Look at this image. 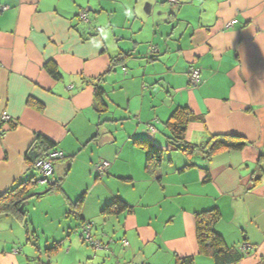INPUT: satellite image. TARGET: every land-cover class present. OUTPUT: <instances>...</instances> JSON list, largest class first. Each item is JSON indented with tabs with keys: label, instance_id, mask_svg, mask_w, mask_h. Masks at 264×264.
<instances>
[{
	"label": "crops",
	"instance_id": "1",
	"mask_svg": "<svg viewBox=\"0 0 264 264\" xmlns=\"http://www.w3.org/2000/svg\"><path fill=\"white\" fill-rule=\"evenodd\" d=\"M2 6L0 112L16 125L0 134V194L35 177L25 154L37 135L63 156L53 161L58 215L39 225L28 209L22 221L0 213V264H215L199 253L195 227V214L213 207L224 249L251 246L229 264H264V0H0ZM80 9L93 13L92 22L77 16ZM120 53L128 56L106 72ZM48 61L60 77L49 74ZM191 67L200 71L196 86ZM104 72L106 108L98 112L91 80ZM180 106L190 111L187 141L236 134L246 145L209 158L176 149L165 122ZM134 139L160 148L154 172L145 170V150ZM101 161L109 162L105 176L96 171ZM116 198L129 208L103 213ZM55 221L47 235L44 227ZM83 222L106 249L82 238L92 249L80 246L73 233Z\"/></svg>",
	"mask_w": 264,
	"mask_h": 264
},
{
	"label": "trees",
	"instance_id": "2",
	"mask_svg": "<svg viewBox=\"0 0 264 264\" xmlns=\"http://www.w3.org/2000/svg\"><path fill=\"white\" fill-rule=\"evenodd\" d=\"M176 4V3H173ZM155 55V54H154ZM128 54L120 53L111 57L109 67L106 72L115 70L121 65ZM153 56H151L152 58ZM45 68L54 78L60 77V72L56 69L53 62L45 63ZM105 72L91 80L93 85V107L96 111L102 112L106 108L104 99L103 78ZM190 118V111L187 107H177L165 122V126L169 131V139L171 144L190 155L195 151H202L206 157H211L222 149H241L246 145V140L236 134H211L203 144H195L185 139L186 124ZM13 128L16 123L11 120L0 124V134L5 131V127ZM135 143H139L145 150V165L144 168L148 173L154 172L159 166L161 160V150L156 144L148 139H134ZM54 149V143L48 138L37 135L35 144L32 145L25 154V158L31 168H34V162ZM35 170V169H34ZM37 176V172H36ZM28 178L12 185L7 191L0 194V213H12L20 221L25 220L26 211L21 208L22 202L27 199L26 196L31 193L30 188L36 183L35 178ZM48 187V186H47ZM59 180L53 179L51 190H60ZM41 197V196H35ZM79 202V201H78ZM77 203V202H76ZM127 203L119 198H116L105 205L103 213H119L127 210ZM220 218L219 209L217 207L209 208L197 212L195 214L196 239L200 254L211 256L215 264H229L244 257L238 249H224V240L222 235L215 229V224ZM123 240V239H122ZM58 243H53L48 249H56ZM121 244V241H120ZM122 245V244H121ZM192 258L182 259V264H191Z\"/></svg>",
	"mask_w": 264,
	"mask_h": 264
},
{
	"label": "built area",
	"instance_id": "3",
	"mask_svg": "<svg viewBox=\"0 0 264 264\" xmlns=\"http://www.w3.org/2000/svg\"><path fill=\"white\" fill-rule=\"evenodd\" d=\"M179 0H168L169 3H178ZM6 6L0 7V10L5 9ZM82 21H88L87 18V9H80L77 15ZM233 22L226 23L225 27H231ZM152 51L156 52V49L152 47ZM188 78L189 83L192 86H196L200 79V71L198 68L191 67L188 70ZM12 120V117L6 112H0V124L9 122ZM149 129L151 132L155 131L154 126L149 125ZM63 156L61 151L56 149L50 150L45 157L38 158L34 162V169L37 172V176L35 178L36 183L41 185L50 186L53 183V161L59 159ZM109 167L108 161H101L96 165V171L99 176L105 175L107 172V168ZM80 237L83 241L91 245L94 249H106L107 245L103 243L101 240L95 238L91 234V223L83 222L79 225ZM121 244L123 247L127 246V241L125 239L121 240ZM251 246L247 243L241 245L238 250L244 256L248 254Z\"/></svg>",
	"mask_w": 264,
	"mask_h": 264
},
{
	"label": "rangeland",
	"instance_id": "4",
	"mask_svg": "<svg viewBox=\"0 0 264 264\" xmlns=\"http://www.w3.org/2000/svg\"><path fill=\"white\" fill-rule=\"evenodd\" d=\"M89 15L88 19L90 18L91 22H92V18H93V13L92 12H88L87 13ZM103 20V19H102ZM104 25L106 24V21L104 19ZM35 176H36V173H34ZM96 175V173L94 174ZM93 175V177H94ZM105 176V175H104ZM114 181V180H113ZM72 183V182H71ZM114 185H117L119 186L120 188L121 187V182H113ZM31 188L33 190H36L37 192L38 191H43L44 189L47 188L46 185H41L39 183H35L31 186ZM120 195L124 194V191L121 190ZM47 195V196H46ZM55 195H58L57 192L55 191H51V192H47V194H44V197L42 198H35V197H31V198H28L27 200L25 199L22 204H21V208L22 209H28L31 213V216H33L35 218V221L39 224V225H43L46 220L48 218H52V217H55L56 215H58L59 213V206L57 204V201H56V197ZM40 200V202H39ZM51 207V208H50ZM37 208L36 211H34L35 209ZM44 211H48L50 214H44ZM49 225H46L44 228H45V232L46 234L48 235L50 232H52L53 228L55 227V223H48ZM80 225V224H79ZM51 230V231H50ZM29 238L30 239H34L35 235L37 234H33V230L30 229L29 230ZM76 233H73V230L71 231L73 233V235L77 234L78 235V239H79V243H80V231H79V226L78 228L75 230ZM39 235V234H38ZM118 243V242H117ZM52 244L49 245V247L51 246ZM80 246H83L85 248H89V249H92L90 246L86 245V244H83V243H80Z\"/></svg>",
	"mask_w": 264,
	"mask_h": 264
},
{
	"label": "water",
	"instance_id": "5",
	"mask_svg": "<svg viewBox=\"0 0 264 264\" xmlns=\"http://www.w3.org/2000/svg\"><path fill=\"white\" fill-rule=\"evenodd\" d=\"M51 189V185L48 186L46 189H44L43 191H38V192H31L29 193L26 198H31V197H35V196H42L44 194H46L47 192H49Z\"/></svg>",
	"mask_w": 264,
	"mask_h": 264
}]
</instances>
